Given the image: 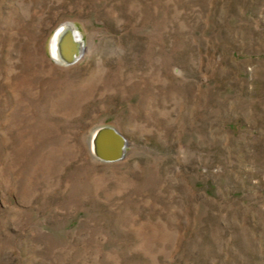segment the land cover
Segmentation results:
<instances>
[{"label": "rangeland", "instance_id": "374dc122", "mask_svg": "<svg viewBox=\"0 0 264 264\" xmlns=\"http://www.w3.org/2000/svg\"><path fill=\"white\" fill-rule=\"evenodd\" d=\"M0 264H264V0H0Z\"/></svg>", "mask_w": 264, "mask_h": 264}, {"label": "bare ground", "instance_id": "6f19581e", "mask_svg": "<svg viewBox=\"0 0 264 264\" xmlns=\"http://www.w3.org/2000/svg\"><path fill=\"white\" fill-rule=\"evenodd\" d=\"M78 39V35H75L69 25H61L55 31L51 41L52 56L62 62L77 61L80 58ZM95 144L96 142L94 143V148L97 153Z\"/></svg>", "mask_w": 264, "mask_h": 264}, {"label": "water", "instance_id": "95a60500", "mask_svg": "<svg viewBox=\"0 0 264 264\" xmlns=\"http://www.w3.org/2000/svg\"><path fill=\"white\" fill-rule=\"evenodd\" d=\"M95 145L98 156L104 161L112 162L122 158L126 143L117 131L107 128L99 132Z\"/></svg>", "mask_w": 264, "mask_h": 264}]
</instances>
